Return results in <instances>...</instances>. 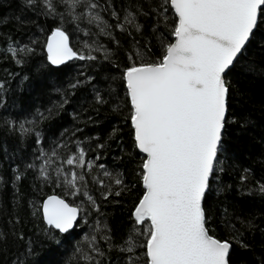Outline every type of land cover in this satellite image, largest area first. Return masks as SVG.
<instances>
[{
    "label": "trees",
    "instance_id": "obj_1",
    "mask_svg": "<svg viewBox=\"0 0 264 264\" xmlns=\"http://www.w3.org/2000/svg\"><path fill=\"white\" fill-rule=\"evenodd\" d=\"M92 2L96 9H72L52 0L55 13L49 14L44 0H0V264H129L130 258L146 264L142 245L147 236L139 233L148 225H134L133 219L144 191V157L135 146L123 74L134 62L159 58L163 46L174 40L177 18L165 0ZM89 13L101 19H74ZM58 27L74 51L96 59L53 67L45 46ZM227 79L229 122L204 208L210 234L232 243L230 264H264V26ZM79 148L85 150L86 166L66 165ZM57 169L82 174L78 186L99 211L82 193L68 195ZM50 195L84 208L77 226L65 235L43 221L41 205ZM130 235L136 247L121 251Z\"/></svg>",
    "mask_w": 264,
    "mask_h": 264
},
{
    "label": "snow or ice",
    "instance_id": "obj_2",
    "mask_svg": "<svg viewBox=\"0 0 264 264\" xmlns=\"http://www.w3.org/2000/svg\"><path fill=\"white\" fill-rule=\"evenodd\" d=\"M27 2L34 4L35 0ZM63 2L72 9L78 5L90 9L98 7L92 0ZM165 2L177 17L172 31L174 42L163 46L157 60L134 62L123 74L131 105L129 119L134 129L135 146L144 154L140 166L144 191L133 211L134 225H148L145 232L139 233L147 236L142 245L146 249V264H230L232 243L210 234L204 200L229 122L227 76L257 30L264 26V0ZM44 3L49 14L55 13L52 0H44ZM131 15L129 13V17ZM112 16L118 19L115 11ZM82 18H88L89 23L101 19L98 14L91 13L88 17L74 16L76 20ZM125 19L133 23L132 19ZM136 27L139 30L140 26ZM46 47L47 59L52 65H62L73 59H96L91 54L85 56L74 51L69 36L60 27L52 31ZM9 51L16 55V49ZM20 127L27 131L23 124ZM44 155L41 152V156ZM52 155H56L55 150ZM85 155V150L79 148L64 162L84 168ZM49 163V160L44 161V164ZM92 164L88 161L87 167ZM41 173L47 176L43 166ZM57 174L58 183L59 176H64L63 186L68 195L75 197L82 193L93 209L99 211L95 200L78 186V181L84 180L82 174L76 171L64 174L61 169H57ZM116 183L122 181L118 179ZM108 195L110 191L104 198ZM115 195L119 196L120 192ZM42 208L47 225L60 233L73 230L84 212L82 205L73 206L55 195L49 196ZM99 230L100 222L97 221ZM102 238L110 240L108 236ZM126 244L128 247L121 251L133 252L136 242L131 235ZM94 251L103 255L98 248ZM129 264H134L131 258Z\"/></svg>",
    "mask_w": 264,
    "mask_h": 264
},
{
    "label": "water",
    "instance_id": "obj_3",
    "mask_svg": "<svg viewBox=\"0 0 264 264\" xmlns=\"http://www.w3.org/2000/svg\"><path fill=\"white\" fill-rule=\"evenodd\" d=\"M173 12H174V10H173ZM175 14V13H174ZM177 18V17H176ZM51 35V34H50ZM49 35V36H50ZM49 38V37H48ZM48 38H47V41H48ZM47 41H46V45H47ZM173 42H174V40H173ZM45 53H46V56H47V47L45 46ZM74 60H77V59H73V60H69V61H66L64 64H62V65H52L50 62V64L53 66V67H55V68H58V67H61V66H64V65H66V64H68V63H70V62H72V61H74ZM134 130V129H133ZM139 151V150H138ZM143 157H144V154H142V153H140ZM50 196H52V195H50ZM56 196V195H55ZM49 197V196H48ZM48 197H46L44 200H43V202L48 198ZM43 202H42V205H43ZM42 205H41V215H42V218H43V208H42ZM43 221L45 222V220L43 219ZM45 224L47 225V223L45 222ZM48 226V225H47ZM49 227V226H48ZM55 231H57V232H59L58 230H56V229H54ZM72 231V230H71ZM60 233V232H59ZM60 234H62V235H65V234H67V233H60Z\"/></svg>",
    "mask_w": 264,
    "mask_h": 264
}]
</instances>
